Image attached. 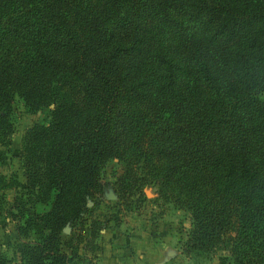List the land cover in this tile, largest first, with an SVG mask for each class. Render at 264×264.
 <instances>
[{
	"label": "trees",
	"instance_id": "obj_1",
	"mask_svg": "<svg viewBox=\"0 0 264 264\" xmlns=\"http://www.w3.org/2000/svg\"><path fill=\"white\" fill-rule=\"evenodd\" d=\"M262 92L264 0H0V163L13 100L50 107L21 136L25 188L7 204L33 236L21 264H85L59 235L111 159L119 199L148 181L188 211L181 253L264 264ZM17 187L0 175V192Z\"/></svg>",
	"mask_w": 264,
	"mask_h": 264
},
{
	"label": "rangeland",
	"instance_id": "obj_2",
	"mask_svg": "<svg viewBox=\"0 0 264 264\" xmlns=\"http://www.w3.org/2000/svg\"><path fill=\"white\" fill-rule=\"evenodd\" d=\"M259 97L264 100V92ZM49 110L50 107H47L29 113L18 98H15L11 104L9 117L12 132L8 145L1 147L4 160L0 163V175L5 179L12 177L18 183L16 189H5L0 192L3 197V201L0 200V256L6 260L7 264H21L17 252L18 244L33 239L32 235L19 236L15 228L21 223V220L11 219L7 213V204L12 202L14 195L20 197L25 188L23 171L17 157L20 151L21 136L32 124H45L48 120ZM120 173L121 164L116 160L111 159L104 163L100 172L102 192L93 201L86 202L87 208L80 220L61 229L60 250L67 254L73 251L74 257L80 254V263L95 264L94 252L100 247V236H130L134 232L154 236L160 232V221H164L173 225L169 231H172L175 236H181L178 241L181 251L189 229L188 211L184 207L175 206L161 195L158 196V187L148 181L140 187L142 194L139 200H136L137 197L133 194L127 196L125 201L119 199L112 184ZM47 207V202L26 201L23 214L33 211L40 212ZM93 246L95 248L89 251ZM182 255L189 264H208L210 261V258H206L204 255L186 254V256L184 252ZM213 258L227 261L230 264L228 256L222 251L215 252L211 259Z\"/></svg>",
	"mask_w": 264,
	"mask_h": 264
},
{
	"label": "crops",
	"instance_id": "obj_3",
	"mask_svg": "<svg viewBox=\"0 0 264 264\" xmlns=\"http://www.w3.org/2000/svg\"><path fill=\"white\" fill-rule=\"evenodd\" d=\"M169 225L160 221V232L154 236L135 232L130 236H100V247L94 252L95 264H189L178 246L181 236L169 231L173 226ZM208 264L228 262L213 258Z\"/></svg>",
	"mask_w": 264,
	"mask_h": 264
}]
</instances>
